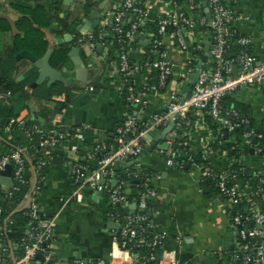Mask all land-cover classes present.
<instances>
[{"label":"crops","instance_id":"obj_1","mask_svg":"<svg viewBox=\"0 0 264 264\" xmlns=\"http://www.w3.org/2000/svg\"><path fill=\"white\" fill-rule=\"evenodd\" d=\"M15 1L0 0V18L7 19L10 25L8 28L0 27V75H7L19 88L16 101H0V156L7 154L12 146L25 148L30 144L28 135L21 128L16 127L10 133L4 131L3 124L13 114H20L26 122L32 121L50 137L63 134L64 138L46 153L36 155L30 150L26 152L31 165L27 174L30 184L22 202L9 203L12 213L22 209L31 199L39 203L46 215L54 218V238L50 242V250L59 263L80 258L97 264H117V261L119 264H133L124 252L115 256L114 227L109 223L116 222V212L107 192L84 187L81 199L77 198L75 192L79 183L74 170L76 162H87L85 156L88 152L113 138L116 127L131 109L122 75L118 71L119 51L111 29L114 13L123 0L41 1L48 9L51 22L47 25L35 22L34 25L44 34L48 50L67 49L68 57L64 66L56 72L42 74L39 70L27 75L24 73L33 67L34 62L9 54L15 37L24 33L17 24L22 11L13 6ZM25 1L32 4L39 2ZM136 1L145 5L148 17L133 33L127 49L131 60L142 64L148 56L150 41L158 35L155 23L169 7L167 0ZM199 1L205 11V0ZM225 2L241 14L235 27L240 34L252 38V52L264 63V0ZM130 20V17L126 18L127 23ZM64 25L67 28L60 32ZM102 28L106 31L105 36L97 41L94 49L77 42L79 36L96 35ZM208 33L209 29L196 26L187 32L185 38L188 45L197 44L204 50ZM163 42L176 65L170 86L186 91L188 81L185 84L183 73L191 52L182 49L173 36L164 37ZM76 46L79 47L78 56L83 60L77 71L70 58L71 50ZM202 52L193 60L200 63ZM134 80L138 86L154 85L157 72L153 68H144L135 74ZM146 97L148 105L137 111L140 118H147L156 110L164 109L171 101L168 90L152 89ZM228 100L252 120L257 134L254 145L249 147V152L243 150L238 161L246 166L248 173L257 175L264 161L263 156L256 153L258 146L264 150V91L260 86H243L230 93ZM205 114L191 111L179 128H172L165 136L160 134L165 128L152 132L145 146L146 149L157 138L158 142L152 150L140 156L137 163L116 164L114 176L105 181L109 186L117 185L120 179L125 181L128 203L124 205L133 211L141 186L140 178H134L130 171L150 176L149 184L157 191L152 199V221L157 230L167 231L164 248L173 249L181 264H236L230 255L244 247L232 221L236 203H229L219 194L212 180H204L199 164L187 163L181 169L167 162L165 151L170 146L169 140L185 137L189 138L193 154L199 156L206 146H210L214 168L217 171L227 169L231 150L227 145L232 148L233 144L225 142L218 148L212 146L213 137L221 128L218 126L215 130L207 122ZM45 158L48 162L42 166L39 160ZM88 164L96 166L95 161ZM35 185L39 188H34ZM3 200L1 197L0 201ZM244 204L246 209L249 205H264V190ZM13 252L10 251L12 259L15 257ZM158 254L161 255L162 250Z\"/></svg>","mask_w":264,"mask_h":264},{"label":"built area","instance_id":"obj_2","mask_svg":"<svg viewBox=\"0 0 264 264\" xmlns=\"http://www.w3.org/2000/svg\"><path fill=\"white\" fill-rule=\"evenodd\" d=\"M206 2L211 13V20L208 19L200 1L167 0L169 10L159 17L158 35L150 41L148 56L142 64L131 60L127 44L133 33L148 17L147 8L136 0H123L121 7L115 11L111 29L115 34L119 51L118 71L122 75L131 109L116 127L111 142L99 144L88 152L85 156L86 163L78 161L74 164L76 181L79 183L75 192L77 198L81 199L82 189L89 187L98 191H106L114 206L128 203L123 179H120L115 186H109L105 181L108 177L114 176V166L126 162H139L147 145V138L152 132L166 128L176 119L177 123L173 128H177L179 124L186 121L188 114L193 110L211 115L214 122L227 133H232L236 127H243L241 143L227 138L221 142L222 144L229 142L233 144V149L243 150L244 147L254 145L257 134L251 118L238 108L224 104L223 99L229 93L248 85L260 86L264 91V63L253 54L250 36L235 35L237 33L235 25L241 19V14L228 6L225 0H206ZM185 3L191 9L190 15L184 11ZM127 17L131 18L128 27H126ZM196 26H203L207 30L212 29L213 38L209 58L199 72L191 95L187 97L185 90L170 86L176 73V65L169 56L163 38L173 36L182 49L190 50L187 68L183 73L186 84L199 63L197 61L198 63L194 65L193 59L195 56L199 57L200 53L197 51L202 50L200 45H188L185 38L187 32ZM105 32L102 28L96 35L79 36L77 42L94 49L97 41L104 38ZM233 45H239L241 49L234 57H227ZM202 55L203 52L201 58ZM234 65L237 66V70H234ZM147 67L156 70L157 81L154 85L147 83L138 86L134 76ZM152 89L168 90L171 101L164 109L156 110L147 118H140L137 111L148 105L146 94ZM11 96V90L0 89V101L10 103ZM14 127L21 128L28 135L30 144L25 148L13 146L7 154L0 156V194L8 193L12 188L3 180L2 171L8 165H11L10 178L14 185H28L30 180L27 179V174L30 166L25 158L26 152L34 149L46 153L49 149L57 147L64 138L63 134L55 138L43 134L35 144L34 134L41 132L36 125H29L25 119L11 116L3 129L10 133ZM175 132L177 133V129ZM169 143L170 146L165 152L168 155L167 162L170 166L183 169L187 163L199 164L204 180H214L219 194L231 204L245 203L255 195H260L264 190V161L260 172L256 175L257 184L254 185L250 177H245V174H248L246 166L242 164L239 167L235 166V163L239 162L235 156L229 155V164L225 171H217L212 165V147L206 146L205 151L196 156L191 151L189 138L170 139ZM102 152L105 153L102 154ZM256 153L264 158V150L260 146L256 148ZM89 161H95L96 166L90 167ZM47 162L48 158L39 160L42 166ZM130 173L134 178H140L142 188L136 208L147 209V212L133 213V211L123 215L119 212L115 213L117 227L112 233L115 256H119V252H124L136 264H151L156 259H158V264H181L173 249L164 248L168 238L167 231L157 230L152 221L153 206L150 207L149 203L156 196L157 191L149 184L150 176L135 171H130ZM34 188L38 189L39 186L35 185ZM26 206L29 218L23 236L19 239H9L6 242L0 235V264H64L55 260L50 250V242L54 238V218L46 215L35 200L30 199ZM247 208V214L242 210L233 213L232 221L244 242V247L232 252L230 258L235 263L237 262L236 264H264V205H249ZM2 211L3 205L0 202V234L3 230L6 232L10 230L7 222L12 221L7 217L3 224ZM139 234L142 237L139 238ZM128 240H133L134 244ZM133 245L144 246L147 252L136 251ZM16 248L21 249L22 253L10 260L8 258L10 251H15ZM159 250H162L161 255L158 254ZM65 264L97 263H89L78 258Z\"/></svg>","mask_w":264,"mask_h":264},{"label":"trees","instance_id":"obj_3","mask_svg":"<svg viewBox=\"0 0 264 264\" xmlns=\"http://www.w3.org/2000/svg\"><path fill=\"white\" fill-rule=\"evenodd\" d=\"M44 0H39V2H36L35 4H32L28 1L25 0H16L13 4L14 7L20 9L22 11V17L20 18V20L18 21V27L20 29H22L24 31L22 36H16L14 39V44L10 50V56L12 57H17V55L23 51V50H28L31 54H33L34 56L38 57V58H42L48 50V42L44 37V34L41 32L40 29H38L34 24L35 22L39 25H47L50 24L51 22V17L48 13V9L46 8V5L44 2H41ZM183 2L185 0H182ZM199 1V0H197ZM184 5L186 10L185 13L187 15L191 14V9L189 8V6L185 3ZM157 22L158 19L156 21V26H157ZM130 25V23L126 24V27H128ZM0 27H4V28H8L10 27V25L8 24L7 19L4 18H0ZM67 27L64 25L60 32H64L62 30H65ZM158 29V27H156ZM235 28V27H234ZM170 30H172L170 28ZM240 33L237 31V33L235 35H239ZM241 47L239 45H233L231 46L230 50L227 53V57H234L239 51H240ZM202 50H198L197 53H201ZM68 57V52L67 49H56L52 52L51 56H50V65L52 67H54L55 69L61 68L62 66H64L66 60ZM194 65H196L198 62L196 60H194ZM0 89L1 90H11L12 91V96L10 98V103L13 101L17 100V96L16 93L18 92L19 88L17 86L16 82H12L10 81V79L7 77V75L2 74L0 75ZM230 94V93H229ZM229 94L226 95L223 99V103L226 105H229L230 107H235L234 105H232V103L228 100L229 99ZM237 108V107H235ZM240 110V109H239ZM243 114L247 115L245 112H243L242 110H240ZM12 116H15L17 118H21L20 114H13ZM11 117V116H10ZM205 118L207 120V122L209 124H212V127L217 130L218 129V124L216 122H214L213 118L211 117V115L209 114H205ZM8 118L6 119L5 123L3 124V127L5 126V124L7 123ZM28 121H30V119H28ZM29 125H35L32 121L27 122ZM16 127L13 128V130ZM216 135H214L213 137V143L212 146L214 148H218L221 146V142H223V140L227 139V138H231L232 140H236L237 143H241V136L243 134V127H236L232 133H227L226 131H223V129H219L218 131H216ZM43 132H39V133H35L34 134V143L36 144L37 141L39 140V137L41 135H43ZM112 139L110 141H108L107 143L111 142ZM230 150L229 155L231 156H235L237 159L240 157V155L242 154L243 149L241 148H231L230 145H227ZM13 147V146H12ZM31 153H35L36 155H39L41 153V150H34L31 149L30 150ZM244 151L249 152V147H244ZM105 152H102V154ZM25 158L27 159L26 155ZM29 160L27 159V163ZM31 166V165H29ZM235 166H240V163L237 162L235 163ZM248 172V171H247ZM125 179L127 180L128 177L124 176ZM245 177L251 179V181H253V184L256 185L257 184V176L256 175H251L250 173L245 174ZM131 178H129L130 180ZM212 182L215 183L214 180H212ZM28 190V185L27 184H16L14 185L10 191L8 193L6 192H2L0 194V198L2 197V200L4 198V200L1 202L3 205V211L1 213V216L3 218V224H5V219L7 217H9V219H11V222H7V226L10 229L9 231H5L3 230L1 237L4 238L6 240V242H8L9 239L14 240V239H19L23 236L24 231L26 229V223L27 220L29 218V214H28V207L25 205L22 209L12 213V209L9 206V203H20L22 202V199L26 193V191ZM142 191V188H141ZM251 202V201H250ZM244 203H236L233 213L234 211L237 212V210H242L245 214L248 213V210L246 208H244ZM149 206L152 207V201H150ZM114 211L115 212H119V214L123 215L125 213L128 212H147V209H142V208H135L133 211L130 210V208H127L123 203L119 204L118 206H114ZM139 238L142 237L141 234H139L138 236ZM130 243L134 244L133 240H128ZM133 248L136 251H139L141 253H145L147 252V248L141 245H133ZM252 251V250H251ZM15 257H17L18 255H20L22 253L21 249H15V251L13 252ZM11 253L9 254L8 258L10 260H13L11 257ZM157 263V259L152 261L151 264H155Z\"/></svg>","mask_w":264,"mask_h":264},{"label":"water","instance_id":"obj_4","mask_svg":"<svg viewBox=\"0 0 264 264\" xmlns=\"http://www.w3.org/2000/svg\"><path fill=\"white\" fill-rule=\"evenodd\" d=\"M203 5L205 7V13L206 15L208 16V19L211 20V13L208 9V6H207V2L206 0L203 2ZM91 20V19H90ZM213 33V30L212 29H209V37H207L205 39V43H204V51H203V55H202V60L200 63L197 64V67L194 71V73L190 76V79L187 83V90H186V96L189 97L192 93V90L194 88V85H195V82L199 76V72L200 70L205 66V63L206 61L208 60L209 58V50H210V47H211V44H212V35ZM62 42V40H60ZM78 53H79V47L76 46L74 47L72 50H71V53H70V58L72 59V61L75 63V66H76V71L77 69H80V67L82 66L83 64V60L80 58V56H78ZM52 54V50H48L47 53L44 55V57L42 58H38L36 56H34L33 54H31L30 52L28 51H23L21 53H19V55L17 56L18 58L20 57H26L28 59H30L31 61L34 62V65L33 67L29 68L24 74L27 75V74H30L32 72H35V71H39V70H42V74L44 73H47V74H51L52 72H56V69L54 67H52L50 65V56ZM234 70H237V66L234 65ZM177 123V119L172 121L171 124L169 126H167L162 133H160L161 135L165 136L169 131L172 130V128L176 125ZM158 142L157 138H155V140L152 142L151 145H148L146 147V149L143 151V153L141 154V157L143 155H145L148 151H151L152 148L155 146V144ZM11 165H8L6 167V169L4 171H2V174H3V180L7 183V185L9 187H13L14 186V183L12 181V179L10 178L11 176ZM110 226L116 228L117 227V222H114V221H111L109 223ZM157 262H158V259H157Z\"/></svg>","mask_w":264,"mask_h":264}]
</instances>
